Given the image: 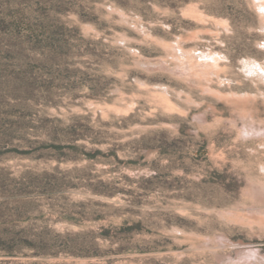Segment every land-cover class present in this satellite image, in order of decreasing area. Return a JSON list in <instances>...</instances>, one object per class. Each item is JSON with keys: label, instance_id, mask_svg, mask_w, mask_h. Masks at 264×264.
<instances>
[{"label": "rangeland", "instance_id": "obj_1", "mask_svg": "<svg viewBox=\"0 0 264 264\" xmlns=\"http://www.w3.org/2000/svg\"><path fill=\"white\" fill-rule=\"evenodd\" d=\"M4 230L50 246L0 264H264V0H0Z\"/></svg>", "mask_w": 264, "mask_h": 264}, {"label": "trees", "instance_id": "obj_2", "mask_svg": "<svg viewBox=\"0 0 264 264\" xmlns=\"http://www.w3.org/2000/svg\"><path fill=\"white\" fill-rule=\"evenodd\" d=\"M30 176V185H34L35 177ZM43 176H47L46 174ZM3 217H8V214H3ZM14 222V221H11ZM50 246L46 235L32 234L25 231H14V230H4L0 231V251L4 257L9 259H14L20 257L19 250L22 248H30L35 251L34 256L45 255L46 249ZM10 261H5L4 264L11 263Z\"/></svg>", "mask_w": 264, "mask_h": 264}]
</instances>
